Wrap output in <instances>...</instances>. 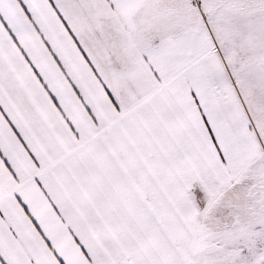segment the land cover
I'll use <instances>...</instances> for the list:
<instances>
[{"label":"snow or ice","instance_id":"1","mask_svg":"<svg viewBox=\"0 0 264 264\" xmlns=\"http://www.w3.org/2000/svg\"><path fill=\"white\" fill-rule=\"evenodd\" d=\"M0 264H264V0H0Z\"/></svg>","mask_w":264,"mask_h":264}]
</instances>
